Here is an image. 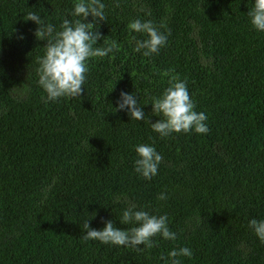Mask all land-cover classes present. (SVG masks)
<instances>
[{
  "label": "trees",
  "instance_id": "1",
  "mask_svg": "<svg viewBox=\"0 0 264 264\" xmlns=\"http://www.w3.org/2000/svg\"><path fill=\"white\" fill-rule=\"evenodd\" d=\"M75 2L0 0V264H165L181 247L193 255L180 264H264L249 227L264 220V31L247 14L255 0H101L107 20L96 30L119 51L89 59L81 97L45 103L37 69L47 41L27 13L60 31L79 18ZM135 19L170 29L158 54L134 51L133 37L147 39L129 29ZM172 76L186 81L207 133L153 131L163 116L152 99ZM122 91L143 120L117 108ZM140 144L163 157L150 180L134 171ZM132 204L166 214L177 238L156 236L143 250L84 239L87 220L97 230L107 220L137 226L120 221Z\"/></svg>",
  "mask_w": 264,
  "mask_h": 264
},
{
  "label": "clouds",
  "instance_id": "2",
  "mask_svg": "<svg viewBox=\"0 0 264 264\" xmlns=\"http://www.w3.org/2000/svg\"><path fill=\"white\" fill-rule=\"evenodd\" d=\"M118 7L119 4L117 3ZM106 5L101 0H76L73 17H79L70 21L63 19L60 31H56L52 24H45L41 17L34 12L27 13L26 20L34 21L39 27L35 32L38 39L46 40L45 54L38 59L39 74L38 83L45 91V103L57 101L62 97H81L89 72L88 61L90 58H103L113 51H119V44L115 41H107L102 33L96 30L99 21L107 20L105 14ZM150 15V13H148ZM248 16L251 24L258 31H264V0H255L254 5L249 9ZM91 15L92 21L87 22ZM130 30L137 33H144L147 39H136L134 51L141 52L145 57L158 54L159 50L166 45L167 36L170 29L165 23L159 27L151 20L141 21L135 19L128 25ZM160 28H165L161 32ZM103 38L105 47L97 46L98 40ZM169 86L163 91L161 96L153 97L152 111L159 119L151 124L153 131L159 133L161 137H168L173 133H196L205 134L208 126L205 123L207 116L203 112L195 111V103L192 100L185 80H180L178 76L169 79ZM120 101L117 108L124 110L127 108L131 119L143 120L145 118L142 107L138 105L137 98L129 93L121 92ZM138 158L135 160L134 171L145 179H151L157 175L159 165L163 160L162 155L153 145L140 144L136 146ZM159 200H166L165 193L159 194ZM122 224L137 225L127 229H121L114 225L112 220L104 222L102 229L92 228L89 220L85 221L82 230L85 240H98L104 244L116 246H126L140 249L154 247L153 238L162 236L164 239L175 240L177 235L168 226V217L164 215H153L146 210H136V205L132 204L123 211L120 218ZM249 227L253 229L261 242H264V220L255 218L249 221ZM193 255L188 247L172 249L167 257L162 256L165 264H180L177 257Z\"/></svg>",
  "mask_w": 264,
  "mask_h": 264
}]
</instances>
